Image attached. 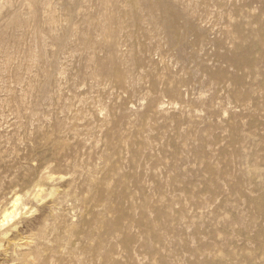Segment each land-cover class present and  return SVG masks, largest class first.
I'll return each mask as SVG.
<instances>
[{"label": "rangeland", "instance_id": "rangeland-1", "mask_svg": "<svg viewBox=\"0 0 264 264\" xmlns=\"http://www.w3.org/2000/svg\"><path fill=\"white\" fill-rule=\"evenodd\" d=\"M41 1L0 17V204L48 264H264V0Z\"/></svg>", "mask_w": 264, "mask_h": 264}, {"label": "bare ground", "instance_id": "bare-ground-1", "mask_svg": "<svg viewBox=\"0 0 264 264\" xmlns=\"http://www.w3.org/2000/svg\"><path fill=\"white\" fill-rule=\"evenodd\" d=\"M24 1H27V8H26L27 12H25V9H23L25 13L24 12L22 13L23 10L19 11L18 9H16L17 7L13 8L14 6H10L12 4H10L9 2H6L5 0H0V17L3 14V11L5 12V9L7 11L9 10L10 12L9 13L10 18L8 20V24H5L6 26L4 28L2 27L3 31L1 33H3V37H4L5 29H9V28L14 30L22 29L29 19H34L40 1L39 2L38 0H24ZM66 1L70 5V7L68 8V16L71 19L73 14L78 11L82 1L81 0H66ZM41 2L43 3L42 5L45 6L46 8L50 6V4L46 0H42ZM20 7L24 8V6L23 7L20 6ZM135 10H137V7L132 6V9L129 13L130 16L132 15L134 16V14H136ZM46 12L47 11H45V13ZM65 37L66 36L62 34L60 36L55 37V40L53 41H55L56 43L55 44L56 49L61 48V46L64 44ZM43 39L42 38L40 39L41 43L44 42ZM1 41H3L2 37H1ZM53 192L54 191L52 190V193ZM36 201L37 203H39L42 201V199L40 197H37ZM35 212H36L35 209L27 208V204L18 196H15L14 199L11 200L7 205L2 206L0 204V264H35L34 262L38 258L40 264H48L50 257H48L46 254L43 255L44 250L40 248V246L37 243H35V239L31 238L34 226L29 224H31L32 222L39 225V228H37L36 231L39 232V234H41L40 240L45 241L47 239V234L45 232L42 233V231L45 230L44 229L45 227L47 228V223L49 222L50 214L44 215V213H41L39 217L34 218L30 223H27L26 220ZM37 249L38 251H36ZM37 252H39L40 254H37Z\"/></svg>", "mask_w": 264, "mask_h": 264}]
</instances>
